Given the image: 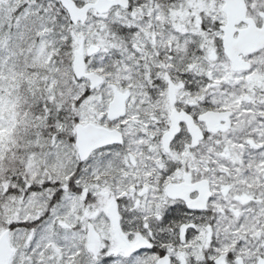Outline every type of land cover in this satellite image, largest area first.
<instances>
[{"label": "snow or ice", "instance_id": "1", "mask_svg": "<svg viewBox=\"0 0 264 264\" xmlns=\"http://www.w3.org/2000/svg\"><path fill=\"white\" fill-rule=\"evenodd\" d=\"M0 264H264V0H0Z\"/></svg>", "mask_w": 264, "mask_h": 264}]
</instances>
